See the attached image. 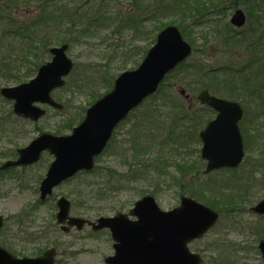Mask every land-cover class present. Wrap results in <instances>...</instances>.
Segmentation results:
<instances>
[{"label": "rangeland", "instance_id": "1", "mask_svg": "<svg viewBox=\"0 0 264 264\" xmlns=\"http://www.w3.org/2000/svg\"><path fill=\"white\" fill-rule=\"evenodd\" d=\"M56 1L60 0H50ZM197 2L192 0L188 5H182L175 0H165L163 4L161 0H61L60 4L76 10V16L86 15L76 26L59 29L56 32L58 41L52 44L59 46L63 44L62 40L73 36L68 41L67 53L74 60L75 69L66 85L52 93L65 107L63 110L45 107L47 114L38 122H32L9 115L10 110L13 111L12 103L0 101V117L4 118L0 124V166L13 159L18 148L27 146L41 132L57 134L56 131L70 121L76 126L84 118L87 108L108 92L105 80L113 77V85L119 74L137 68L155 43L158 31L169 24L178 25L182 20L185 37H191L194 49L198 50L166 78L161 88L178 94L184 88L187 93L195 94V87L198 93V87L205 82L212 85L213 93L232 95L231 86L236 82V97L246 111L242 133L249 144L246 161L239 171L218 170L201 174L195 197L201 196L202 201L207 199L217 205L220 219L202 239L193 241L190 248L205 257L204 264H263L257 248L258 236L251 228L257 225L264 228V217L256 218L249 209L264 196V190H253L243 204L247 211L241 213H236V202L230 207L224 196H236V176L247 173L250 164L260 167L257 175H262L264 167V37H260L264 31V0H212L216 7L209 5L207 0V13L204 10L195 14L194 18L202 19L200 24H195L189 17L197 8ZM253 4L263 16L258 15L259 22L257 17L251 19L248 14V8ZM239 8L246 12L248 19L243 27L235 28L230 18ZM20 13L30 14L26 9H20ZM226 28L230 33L228 39L227 34L222 35ZM216 29L221 34H214ZM51 59L49 55L46 62ZM20 83L23 82H0V86ZM149 102L150 99L144 104ZM213 116L210 114L211 118ZM134 121L132 114L115 130L93 171L80 173L64 182L45 202L40 201L39 185L52 156L46 154L39 163L31 166L0 171V214L5 218L0 244L18 257H36L54 247L57 249L55 264H106V257L114 254L110 231L95 232L91 225L81 231L76 228L69 232L61 230L56 221V201L60 196L71 200L74 216L94 222L118 212L128 213L147 194L154 195L165 210L178 206L180 197L189 192L178 186L177 168L169 165L177 159L181 163L186 161L189 167L197 166L202 160V142L196 138L186 145L174 143L178 148L165 149V159L160 160L159 170L142 174L135 171L139 166L132 158L128 144ZM71 129L65 128L63 133L70 134ZM121 147L123 156L119 154ZM175 149H180L178 155ZM205 163L203 161L202 170ZM191 173L185 172L182 178L191 182ZM189 190L194 189L190 186Z\"/></svg>", "mask_w": 264, "mask_h": 264}, {"label": "water", "instance_id": "2", "mask_svg": "<svg viewBox=\"0 0 264 264\" xmlns=\"http://www.w3.org/2000/svg\"><path fill=\"white\" fill-rule=\"evenodd\" d=\"M246 14L237 9L231 23L241 27ZM68 43L52 46L51 61L38 69L35 77L27 82L2 87L0 93L13 101L16 115L38 121L48 105L63 109L64 105L52 96L53 90L65 85V78L72 72L74 61L67 55ZM193 52L192 45L184 38L180 28L168 25L158 32L154 45L147 51L139 66L122 72L115 79L112 89L102 95L86 111L83 120L70 134L56 135L44 132L27 146L17 149V159H9L0 169L32 165L48 152L54 157L40 183V198L46 200L53 189L81 171H92L96 158L104 151L115 129L129 114L159 90L166 76L185 62ZM185 94V90L180 91ZM201 104L218 112L200 132L203 141L201 156L207 161L204 174L228 167L235 168L243 160L244 143L239 121L243 109L238 102L211 95L208 89L198 94ZM57 220L66 232L85 224L97 231L110 228L115 253L108 256L106 264H201V254L193 252L189 243L202 238L219 219V213L194 198L184 195L177 207L163 210L153 195L138 200L129 214L118 213L113 217H100L95 222L71 216L72 203L65 196L57 201ZM264 212V200L255 208ZM4 217L0 215V232ZM264 259V240L259 244ZM56 249L50 248L37 257H18L0 245V264H54Z\"/></svg>", "mask_w": 264, "mask_h": 264}, {"label": "trees", "instance_id": "3", "mask_svg": "<svg viewBox=\"0 0 264 264\" xmlns=\"http://www.w3.org/2000/svg\"><path fill=\"white\" fill-rule=\"evenodd\" d=\"M60 1L52 3L50 0H0V82H24L34 76L38 68L46 62L47 57L50 55L49 49L52 44L58 41L56 40V32L67 26L69 28V25H71L70 27L76 26L79 21L86 17L82 13L76 16V10L73 7H68L67 4L66 6L62 3L60 4ZM161 1L163 4L165 0ZM188 1L192 2V0H175V3L179 2L182 5H188ZM206 1L198 0L197 8L190 14V22L200 24L199 22L202 19L194 18V15L204 10L207 13L205 9ZM208 1L210 2L209 5L217 6L211 2L212 0ZM20 9H26L30 14L24 16L20 13ZM192 14L193 16H191ZM248 14L251 19L257 17L255 18L257 22L260 21L258 15L263 17L257 9V5L255 7L254 4L249 6ZM79 18L81 19L79 20ZM177 24L183 33H186L185 27H181L184 22L181 20ZM255 31L256 29L254 28L253 32ZM64 34L67 35V33ZM214 34L219 35L221 31L216 29ZM226 34L228 39L230 33L227 28L222 35ZM260 34L261 38L264 37V31ZM72 38L73 36L65 38L62 42H68ZM187 39L194 44V40L191 41V37H187ZM196 50L198 49L196 48ZM99 78L102 80L101 75H99ZM105 81L108 83L106 85L108 90H110L113 77ZM201 85L198 87L199 90L203 88L212 89V85L208 83L202 82ZM195 88L194 92L197 91V87ZM149 99L150 102L144 104L142 109L132 113L135 121L131 124L129 131V149L132 153V158L135 159L137 166H139L135 171H141L140 173L142 174L160 169V160L165 159V154L163 155V153H165L166 148H178L174 143L186 145L191 143V139L199 138V130L210 117V109L207 106H200L196 99H194L190 107L183 96L178 93L166 92L164 88H161L157 95L151 96ZM0 101L10 104L1 94ZM9 115H13L11 110ZM15 118L18 117L15 116ZM1 119L3 120L4 118L0 117V124ZM74 124L73 121H70V123L61 126L56 132L62 134L65 128H72ZM179 150L175 149L176 155H178ZM119 154L121 156L124 155L122 147ZM176 160L174 159V162L169 166L172 165L174 169H178L176 171L179 174L175 177L178 180V186L184 192L188 191L189 194L192 193L195 197L196 185H200L203 161L200 160L197 166L193 164L189 167L186 161L181 163ZM185 172H193L191 173L193 176L191 182L182 178ZM190 186L194 190H189ZM224 197H226L225 200L228 206H235L236 196L233 197L232 194H228ZM196 198L199 199L201 196L197 195ZM199 200L202 201V199ZM205 203L219 210V207L212 201L206 199ZM220 206H222L221 203Z\"/></svg>", "mask_w": 264, "mask_h": 264}, {"label": "flooded vegetation", "instance_id": "4", "mask_svg": "<svg viewBox=\"0 0 264 264\" xmlns=\"http://www.w3.org/2000/svg\"><path fill=\"white\" fill-rule=\"evenodd\" d=\"M233 85L231 86V88L233 90V94H232L233 98H229L230 95H231L230 93H228L226 95H220V96H222L223 98H226L228 100L240 101V100L236 99V82H234ZM212 114H214V116L210 120H212V119H214L216 117L217 112L214 111V110H211V115ZM244 118L246 119V111H245V109H244V117L239 122L240 129H242L241 126L243 124ZM210 120H208L206 122V124ZM248 146H249V144L247 142H244L245 152H246ZM260 147H262V146L260 145ZM262 155H264V153ZM241 166L242 165H240L238 168H236V171H239L241 169ZM259 168H256L253 165L251 168H249L247 173H245L243 175L236 176V213H237V211H238V213L247 211L246 208L243 207V204L246 201H248V199H249L250 195L252 194L253 190H255L257 188H258V191L264 190V167H263V170H262V175H257V173L259 172ZM263 199H264V196L262 198H260L259 200H257L255 202V204L253 206H251L250 209H249V211L251 213H253L254 216H256V218L264 217V212L262 213V212H258V211L255 210V208L258 205V203L260 201H262ZM259 226L260 225H257V226H253L251 228V230L258 236V241H259L258 245H257L258 250H259L260 242L262 240H264V228H261ZM248 227H250V226H248Z\"/></svg>", "mask_w": 264, "mask_h": 264}]
</instances>
